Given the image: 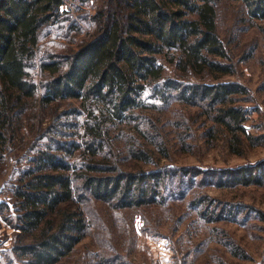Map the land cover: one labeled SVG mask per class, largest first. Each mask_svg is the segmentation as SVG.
<instances>
[{
    "label": "trees",
    "instance_id": "trees-1",
    "mask_svg": "<svg viewBox=\"0 0 264 264\" xmlns=\"http://www.w3.org/2000/svg\"><path fill=\"white\" fill-rule=\"evenodd\" d=\"M220 1L98 0L95 13L76 7L73 16L62 0H0V163H13L4 185L8 198L0 201L12 245L0 264H61L98 228L96 203L122 229L125 213L146 224L141 210L168 197L190 196L199 224L264 221L254 206L196 190L204 184L263 186L264 159L217 171L144 168L153 149L168 153L157 142L156 120L175 104L205 116L206 137L224 131L233 153H241L244 140L258 143L244 128L246 111L237 103L247 90L238 82L213 81L234 72L217 31ZM234 1L251 17L264 18V0ZM83 27L87 35L76 41ZM61 100L69 106L59 108ZM37 105L50 108L45 125L29 122ZM187 120L170 121L184 150L191 149ZM17 134L31 136L19 155L12 152ZM134 160L139 164L131 165ZM144 224L141 232L159 236ZM217 240L245 258L229 238ZM98 264L134 263L106 254Z\"/></svg>",
    "mask_w": 264,
    "mask_h": 264
},
{
    "label": "rangeland",
    "instance_id": "rangeland-1",
    "mask_svg": "<svg viewBox=\"0 0 264 264\" xmlns=\"http://www.w3.org/2000/svg\"><path fill=\"white\" fill-rule=\"evenodd\" d=\"M98 0L83 4L81 0H72L64 8L76 16V7L88 14L95 13ZM79 35L76 41L87 33ZM217 31L226 40L234 72L214 78L222 81L238 82L247 90L245 97L238 101L246 111L243 123L248 133L258 138V143L243 141L240 154L233 153L228 143L229 137L224 131L215 130L213 136L206 137L210 122L204 115L195 114L193 107L172 105L156 120L161 131V140L168 150L167 154L153 149L152 162L144 168L171 165L174 167H197L214 170L249 164L264 159V18L251 17L239 1L221 0L218 4ZM64 44L67 42L64 40ZM75 46L76 42L70 43ZM39 75V74H38ZM39 76L37 77V79ZM67 101H59V108L69 106ZM73 101L72 104H76ZM50 108L37 105L30 117V124L39 122L45 125L49 121ZM156 113V118L158 117ZM186 117L188 130L187 142L191 149L184 150L177 140L174 126L170 121L181 116ZM155 118V119H156ZM182 128L180 131H183ZM17 134L12 152L22 153L26 142L31 141ZM13 154V153H12ZM0 163V201L8 198L4 185L12 171L13 163L9 158ZM139 164L136 160L130 163ZM136 166V165H135ZM213 172V171H211ZM199 177V176H198ZM199 194H209L222 200L243 202L264 212V185L219 187L204 184L196 189ZM190 197V196H189ZM189 197L172 201L169 197L164 204L146 206L139 215L124 214V229L114 226L109 218L110 210L103 204H93L97 212V224L90 233L65 257L61 264H98L99 256L122 254L134 264H262L264 262V221L250 219L245 224L234 221H217L199 224L196 216L190 213L187 204ZM138 211V210H136ZM140 211V210H139ZM144 226L154 229L159 236H150L140 231ZM100 227L103 230H100ZM132 227V228H131ZM99 230V235H98ZM215 232V233H214ZM218 233V235H216ZM13 230L0 218V260H5V251L12 245ZM229 238L246 253L245 258L231 254L228 248L217 240ZM3 262V261H2Z\"/></svg>",
    "mask_w": 264,
    "mask_h": 264
},
{
    "label": "built area",
    "instance_id": "built-area-1",
    "mask_svg": "<svg viewBox=\"0 0 264 264\" xmlns=\"http://www.w3.org/2000/svg\"><path fill=\"white\" fill-rule=\"evenodd\" d=\"M72 0H62L63 6L65 7L67 4H69ZM69 2V3H68Z\"/></svg>",
    "mask_w": 264,
    "mask_h": 264
}]
</instances>
